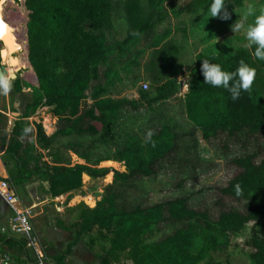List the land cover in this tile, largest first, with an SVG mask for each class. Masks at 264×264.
<instances>
[{
    "label": "trees",
    "instance_id": "obj_1",
    "mask_svg": "<svg viewBox=\"0 0 264 264\" xmlns=\"http://www.w3.org/2000/svg\"><path fill=\"white\" fill-rule=\"evenodd\" d=\"M173 1L25 0L29 10V58L39 87L10 135L0 139V153L15 195L30 203L28 188L38 182V189L54 199L79 191L85 174L106 176L111 168L97 166L104 159L126 166V171H114L113 182L106 186L95 207L81 209L75 226L57 216V225L68 231L75 228V236L62 253L45 251L49 264H67L73 245L95 229L110 242L109 249L99 257L100 264H229L216 260L214 253L226 249L232 235L247 230L250 222L252 232L246 242L251 249L250 259L252 264H264V61L254 57V46L249 49L221 44L216 51L209 49L198 58L185 94L186 115L194 126L191 131L177 133L166 122L151 135L127 133L125 143L112 156L97 159L95 165L52 164L44 160L38 146L60 135H99L104 139L123 110L139 109L145 104L155 107L177 95L181 83L177 77L167 75L180 53V42L172 36V27L160 30L171 18L168 3ZM246 1L227 0L226 7L233 12L243 8ZM210 3L191 0L186 9L195 14L203 10L207 13ZM118 7L123 10L127 31L123 39L110 40ZM173 12L179 15L178 10ZM207 25L206 30L215 34L213 24ZM182 30L186 32V28ZM5 31L8 41L14 43L13 52H17L18 43L11 40L8 29ZM142 41L148 42L152 52L147 69L154 93L141 90L139 99L113 97L112 89L123 80V74L126 77L140 66L142 50L137 47ZM205 58L226 71H234L241 60L254 67L256 77L251 89L232 100L226 89L204 83L200 69ZM18 61L26 63L20 57ZM40 105L50 106L59 118L61 126L55 135H47L41 124L28 119ZM199 132L208 141L226 134L239 146L232 159L238 170L219 188L216 216L207 208L195 207L187 195L153 203L145 193L132 192L143 190L145 179L158 175L164 159L174 161L175 155L182 161L192 155L199 158ZM225 147L228 149L226 143ZM226 197L240 206L227 204ZM27 242L23 236L0 234V244L36 262Z\"/></svg>",
    "mask_w": 264,
    "mask_h": 264
},
{
    "label": "rangeland",
    "instance_id": "obj_2",
    "mask_svg": "<svg viewBox=\"0 0 264 264\" xmlns=\"http://www.w3.org/2000/svg\"><path fill=\"white\" fill-rule=\"evenodd\" d=\"M0 2L1 20L5 21V24L12 31L9 37L21 46L17 52L12 54L13 60L9 59V65L13 67L17 77L14 79L10 74L12 71L9 72V81L12 84L9 85L6 92L0 86V92L1 89L4 91L1 94L3 101H6L8 96L13 106L12 109H19L15 98L19 92L24 95L23 87L27 94L31 93L33 96L28 99V103L38 94L37 89L39 87L37 73L29 58L27 28L29 10L25 5V0L14 2L0 0ZM190 2L191 0H174L172 4L168 3V9H171V18L160 28L163 30L165 27H172V36L176 38L177 42H180V53L167 75V77L170 75L179 79L181 87L177 95L165 102L156 104L157 106L154 105L155 107L145 104L139 109L128 108L123 110L112 125L109 136L104 139H100L99 135L89 137L74 134L56 136L49 142H42L38 146L44 153L45 161L52 164L57 162L67 165L77 163L95 165L97 159L112 156L115 149L125 143L127 133L151 135L166 122L173 126L177 133H184L193 129V123L188 120L185 108V94L189 87L191 68L202 54L209 49L216 51L221 44L245 46L247 41L244 34L242 32L234 33L230 25L235 23L239 16L247 12L249 7L258 14L259 10L264 8V0H247L243 8H236L230 12L231 19L227 21L219 17L210 18L207 16L206 10L196 14L187 10L186 7ZM174 9L179 11V15L174 14ZM114 15V27L110 31L109 38L110 40L123 39L127 31V22L123 10L118 7ZM251 19L252 17H249V21ZM209 22L213 24L215 34L206 30ZM0 25L2 29L6 28L1 23ZM183 27L186 28V32L182 30ZM14 35L17 36L16 40ZM8 40L10 39L8 38L7 42ZM7 47L6 41L0 38V49H7ZM137 49L142 50L139 56L141 64L139 67H135L128 76L125 77L123 74V80L117 82L112 89L111 95L113 97L139 99L141 90L154 93L152 75L147 69V64L151 59V48H149L147 41H142ZM18 57L23 58L26 63L21 64ZM7 62V59L5 62L1 59L0 69L3 65L8 68ZM144 83L148 84V88L144 87ZM28 103L24 104L23 113ZM3 117L5 115L0 114V129L4 128L5 125ZM6 118L8 119V116ZM30 121L41 124L49 136L55 135L61 126L59 118L52 113L51 107L48 105L37 107L32 117L30 115ZM197 139L199 140V158L197 155H192L188 161H182L175 155L176 160L174 161L169 158L164 159L161 168L158 170V175L145 179L143 190L141 188L133 189L132 192L134 194L145 193V198L153 203L178 195H187L195 207L198 209L207 208L211 215L216 216L215 201L220 196L219 188L225 186L238 170L232 159L238 152L239 146L231 142L226 134H220L208 141L203 139L199 132ZM190 141L192 142V139ZM225 143L228 145V149L225 147ZM82 155L89 157L86 159L81 157ZM193 163H196L195 168ZM97 166L109 167L111 171L106 176L99 178L87 175L84 177L83 187L73 193H66L51 199L38 189V182L28 188L32 201L28 204L23 200L21 201L33 209L34 237L39 242L44 254H46L45 251L56 255L62 253L68 249L75 236V228L68 231L57 225V216L59 215L67 225L75 226L80 221L81 209L85 206H96L97 201L104 194L106 186L113 182L114 171H126L124 162L111 159H104ZM184 177L186 180L182 181ZM225 201L231 206L239 205L230 197H226ZM252 223H249V228L244 232L232 235L230 245L223 251L214 253L215 259L227 261L229 264H252L249 254L251 249L246 244L251 237ZM109 246L110 242L95 229L87 234L83 241L73 245V251L67 258V264H100L99 257L105 254ZM7 250L1 251L0 254L8 253L14 259H19L21 256L16 249Z\"/></svg>",
    "mask_w": 264,
    "mask_h": 264
},
{
    "label": "clouds",
    "instance_id": "obj_3",
    "mask_svg": "<svg viewBox=\"0 0 264 264\" xmlns=\"http://www.w3.org/2000/svg\"><path fill=\"white\" fill-rule=\"evenodd\" d=\"M227 0H211L207 7V16L210 18L219 17L222 20H230L231 13L226 7ZM249 17H252L249 21ZM234 33H243L247 41L246 47L252 49L256 59L264 61V8L256 14L249 7L247 12L239 16V19L230 25ZM201 73L204 83L212 87H222L230 94L232 100L239 99L242 91H249L256 77V69L243 60L234 71H226L219 63H213L210 59H202ZM0 86L6 92L9 85L5 80L0 79Z\"/></svg>",
    "mask_w": 264,
    "mask_h": 264
},
{
    "label": "built area",
    "instance_id": "obj_4",
    "mask_svg": "<svg viewBox=\"0 0 264 264\" xmlns=\"http://www.w3.org/2000/svg\"><path fill=\"white\" fill-rule=\"evenodd\" d=\"M148 88V84H143ZM0 196L9 206L12 214L8 221L2 227L3 232L21 235L27 239V246L31 247L37 257L36 262H29L28 264H49L45 259L44 251H42L39 242L34 237L33 215L32 208L24 205L19 199L7 178L0 177ZM0 264H18L14 258L8 254H0Z\"/></svg>",
    "mask_w": 264,
    "mask_h": 264
},
{
    "label": "crops",
    "instance_id": "obj_5",
    "mask_svg": "<svg viewBox=\"0 0 264 264\" xmlns=\"http://www.w3.org/2000/svg\"><path fill=\"white\" fill-rule=\"evenodd\" d=\"M12 53H13V51H12ZM11 59H12V57H11ZM12 70H13V68H12ZM9 72H11V71L9 70ZM2 80L7 81L8 85L12 84L9 81V74H6ZM30 84H33V83H30ZM33 86H35V85L33 84ZM23 89H24V95H23V93L20 94V92H19L16 95V98H15L16 99V104L19 107V109H17V108L12 109L13 106L10 103V100L8 99V96L6 98V101H3V97H2L1 94L4 91L1 89V92H0V114H4L5 115V117H3L5 125H4V128L0 129V139H1L2 136L6 135L7 133H8V135H10V133L12 132V129H13L14 125H15V122L24 114L23 113L24 104L28 103V99H31L33 97L31 93L30 94L26 93L27 91H25L24 87H23ZM7 91H8V89H7ZM6 116H8V119L6 118ZM31 117H32V115H31ZM28 119L30 120V117ZM1 131H2V133H1ZM0 144H1V141H0ZM0 147H1V145H0ZM0 150H1V148H0ZM8 176L9 175H8L6 166H5V164H4L3 160H2V156H1V153H0V177L8 179ZM84 177H87V174H85ZM11 214H12V212H11L9 206L6 204V202L0 196V234L14 235V234L2 231V227L6 224V222L9 219V216ZM16 236H21V235H17L16 234ZM7 249H8L7 246H5L3 244H0V252L1 251H6ZM7 251H9V250H7ZM14 260H16V262L18 264H28L29 263L28 259L23 254L19 257V259L16 258Z\"/></svg>",
    "mask_w": 264,
    "mask_h": 264
},
{
    "label": "water",
    "instance_id": "obj_6",
    "mask_svg": "<svg viewBox=\"0 0 264 264\" xmlns=\"http://www.w3.org/2000/svg\"><path fill=\"white\" fill-rule=\"evenodd\" d=\"M0 6H1V2H0ZM0 23H1L4 27H6V28L2 29V27H1V25H0V38L4 39V40L7 42V39H8V38H7V34H6V31H5V30L8 29V31H9L10 33H11L12 31H10V27L7 26V24H5V21H2V20H1V16H0ZM14 38H15V40H16L17 36L14 35ZM9 42H10V41H9ZM28 45H29V44H28ZM0 53H1V59H2V61L5 62L6 59H7V50H6V49H1ZM6 74H9V71H8L7 67H5V66L3 65V66L1 67V69H0V79H3L4 76H5ZM10 74L12 75L13 78H16V77H17V74H16L14 71H12Z\"/></svg>",
    "mask_w": 264,
    "mask_h": 264
},
{
    "label": "bare ground",
    "instance_id": "obj_7",
    "mask_svg": "<svg viewBox=\"0 0 264 264\" xmlns=\"http://www.w3.org/2000/svg\"><path fill=\"white\" fill-rule=\"evenodd\" d=\"M7 43V45H8V47H7V60H8V62H7V64H8V68L7 69H9L10 71H13L12 70V68L13 67H11L10 65H9V61L11 60L10 58L12 57V59L14 58V56L12 55L13 53H12V51H13V45L8 41V42H6ZM19 45V44H18ZM20 45L18 46V50L20 49ZM10 59V60H9ZM8 70V71H9Z\"/></svg>",
    "mask_w": 264,
    "mask_h": 264
}]
</instances>
